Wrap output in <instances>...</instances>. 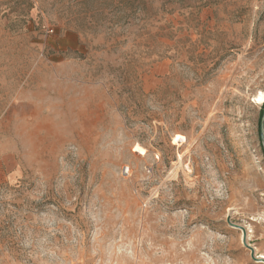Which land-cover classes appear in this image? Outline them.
<instances>
[{"label":"rangeland","instance_id":"rangeland-1","mask_svg":"<svg viewBox=\"0 0 264 264\" xmlns=\"http://www.w3.org/2000/svg\"><path fill=\"white\" fill-rule=\"evenodd\" d=\"M261 93L264 0H0V264H264Z\"/></svg>","mask_w":264,"mask_h":264},{"label":"water","instance_id":"water-1","mask_svg":"<svg viewBox=\"0 0 264 264\" xmlns=\"http://www.w3.org/2000/svg\"><path fill=\"white\" fill-rule=\"evenodd\" d=\"M259 132L261 137L264 139V103L259 118Z\"/></svg>","mask_w":264,"mask_h":264},{"label":"bare ground","instance_id":"bare-ground-1","mask_svg":"<svg viewBox=\"0 0 264 264\" xmlns=\"http://www.w3.org/2000/svg\"><path fill=\"white\" fill-rule=\"evenodd\" d=\"M258 100H259V102L260 103H264V93H261L259 96H258ZM259 255V254H258ZM261 258L260 259H258V260H261V261H263L264 262V255H259Z\"/></svg>","mask_w":264,"mask_h":264}]
</instances>
